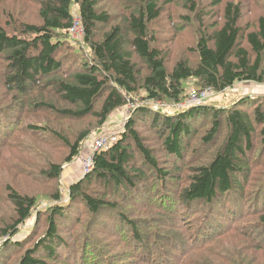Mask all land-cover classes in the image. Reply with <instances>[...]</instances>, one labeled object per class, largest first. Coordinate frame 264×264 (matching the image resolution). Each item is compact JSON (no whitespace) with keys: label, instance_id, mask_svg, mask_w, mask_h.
Listing matches in <instances>:
<instances>
[{"label":"trees","instance_id":"trees-1","mask_svg":"<svg viewBox=\"0 0 264 264\" xmlns=\"http://www.w3.org/2000/svg\"><path fill=\"white\" fill-rule=\"evenodd\" d=\"M12 1L0 0V77L11 91L0 90V184L10 210L0 239L50 204L13 244L30 246L18 264H145L156 251L173 264H246L242 251L264 253V95L227 107L137 106L67 198L57 182L128 100L178 105L190 82L214 94L264 85V0H29L34 22L19 5L27 0ZM74 14L83 41L70 37ZM43 144L64 153L53 161ZM41 163L48 169L39 172ZM136 206L143 213L134 216ZM160 222L173 233H160ZM115 237L123 247L104 255Z\"/></svg>","mask_w":264,"mask_h":264},{"label":"rangeland","instance_id":"rangeland-1","mask_svg":"<svg viewBox=\"0 0 264 264\" xmlns=\"http://www.w3.org/2000/svg\"><path fill=\"white\" fill-rule=\"evenodd\" d=\"M12 4H13L12 0H4L5 8H11ZM19 5L26 13H28L29 19H31V21L34 22L36 20V7H35V5L29 0L24 1L23 3L19 2ZM113 9H114V12H117L119 14V18L121 17L123 19L124 15H125V11L119 5H116V4H114ZM251 14L252 13L249 11V13H247L246 17L250 16ZM74 16H75V14H74ZM70 37L73 41L77 42V40L75 38H73L71 35H70ZM1 72H2V70L0 71V73ZM0 90L4 93L8 94V95L11 92V91L9 92L5 89L4 80L1 77H0ZM192 90H193L192 82H190L186 94L191 92ZM243 95H252V96L264 95V85H258V84H253V83H238L233 88L228 89L222 93L213 94L211 96V98H209L208 100L205 101V103L215 105V106H219V107H227V106H230L231 104H233L234 102H236ZM17 98H18V96H17ZM29 100H30V98L28 96L19 95L18 101H19L21 106L28 105ZM159 102L162 104L161 107H159L160 109H177V107H176L177 105L167 104V103H164L162 101H159ZM124 109L125 108L111 114L109 116L107 122H106L107 126H106L104 132L105 133H114L115 134V136L113 137L114 140H115L117 134L120 133L122 131V128L124 127L123 126ZM66 135L71 136V134H66ZM96 137H98V135L91 136L89 139H87L83 145L80 156L76 160H73L72 162H70L69 164H67L63 167V170L61 171V174L57 180V182H59V185H60L59 188H60V191L62 194V198H64V199L67 198V190L70 187V185H72L73 183H75V182L79 181L81 178H83L84 171H83V168L81 165V156L86 153V145L88 143L92 142L93 139H95ZM149 139L154 145H156L158 147V150L155 151V154H156V157H158L161 160V156H163V154L161 153L162 150L159 146L158 141L152 135H149ZM43 146L46 147L45 144H43ZM50 147H51V145L46 147L45 150L50 151ZM50 153L53 157V161H55L54 156L56 154H57V156H59L60 154H63L64 152H63L62 148L58 147V150L50 151ZM35 161H36V159H35ZM37 162H42V161H37ZM177 164H179V163H177ZM45 169H48L47 163L39 164V166H38L39 172H41ZM20 171L21 170L13 172V173L15 175H21V173H18ZM8 180L9 179L5 176V183ZM36 181H38V180H36ZM20 182H23V181L21 180ZM1 189L3 190V188L0 184V224L2 221H4V220L7 221L10 218V215H8V212L10 214V210L8 211L6 204H5V206L2 207L3 201H2V190ZM46 189H47L46 185H43V190H46ZM65 202H66V200H64V203ZM49 205L50 204L41 203L40 206H38L36 208V210L33 211L32 217L29 220H26L23 225L19 226V231L13 238H11V239H7V238L0 239V253H3V255L0 254V264H18L19 259L21 258L22 254H24L26 249L30 246H28L27 248H24V247L12 248L13 244L15 242H22L24 239H26L28 237V235L31 234V232L35 229V224H36L35 219L38 216L39 212L44 211L47 208V206H49ZM138 213L142 214L143 211H141L140 207L136 206V209L134 210L133 215L137 216ZM161 223L162 222H160V233H162L163 231H164V233H165V231H168L169 233H173L172 228L170 227L171 222H169L170 225H169V223H166L165 227H163ZM182 229H183V226L179 227L178 230L176 228L174 229V231L176 232L175 237L179 236V234L182 233ZM63 231L65 234H67V232H69L70 230L68 228H65V229H63ZM161 244H162V246L166 245L163 241V238H161ZM108 245L109 246H103L102 253L104 255H108L112 250H113V252H115L120 247H123L122 240H120V241L117 240V237L114 238V241H110ZM79 253H81V252H79ZM242 253L248 259H249V257L251 258L252 262H246L245 261L246 264H264V253L255 251V249H251L248 251H242ZM63 255L64 254L59 255L60 259L62 258ZM168 258L171 259L170 257H168ZM150 259L152 260V263L149 261V259H147V261L145 260L144 263L145 264H173V262H168L167 260H164V258L162 256H159L158 251H156V253L153 255V257H150ZM176 262H177V260H176Z\"/></svg>","mask_w":264,"mask_h":264},{"label":"built area","instance_id":"built-area-1","mask_svg":"<svg viewBox=\"0 0 264 264\" xmlns=\"http://www.w3.org/2000/svg\"><path fill=\"white\" fill-rule=\"evenodd\" d=\"M70 35L75 38L77 41H83L84 37V30L81 26L80 18L75 14L72 26L69 31ZM214 93L210 89H204L202 91H191L187 93L186 100L178 104L176 107L178 109L190 107V106H196V105H202L205 103L206 100L211 98V96ZM161 103L159 101H150L148 99L141 100L140 98H135L133 100H128V104L126 107H124V121L127 119L128 114L130 111L137 106H150L153 109L157 110L159 107H161ZM123 121V124H124ZM115 136L114 133H105L99 135L95 139H93L92 142L88 143L86 145V153L81 156V165L84 171V174L87 173L91 167H92V156L95 151H98L99 149L107 148L109 145H111L114 142L113 137Z\"/></svg>","mask_w":264,"mask_h":264},{"label":"crops","instance_id":"crops-1","mask_svg":"<svg viewBox=\"0 0 264 264\" xmlns=\"http://www.w3.org/2000/svg\"><path fill=\"white\" fill-rule=\"evenodd\" d=\"M121 112V111H120Z\"/></svg>","mask_w":264,"mask_h":264}]
</instances>
